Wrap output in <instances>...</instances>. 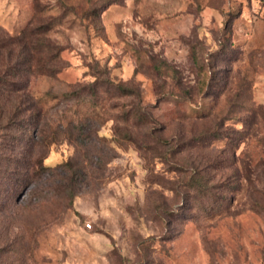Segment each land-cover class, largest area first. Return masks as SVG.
<instances>
[{"label": "rangeland", "instance_id": "374dc122", "mask_svg": "<svg viewBox=\"0 0 264 264\" xmlns=\"http://www.w3.org/2000/svg\"><path fill=\"white\" fill-rule=\"evenodd\" d=\"M0 42V264H264V0H0Z\"/></svg>", "mask_w": 264, "mask_h": 264}, {"label": "trees", "instance_id": "16d2710c", "mask_svg": "<svg viewBox=\"0 0 264 264\" xmlns=\"http://www.w3.org/2000/svg\"><path fill=\"white\" fill-rule=\"evenodd\" d=\"M38 28L41 29L40 32H39L40 29H38ZM38 28L36 30L37 36H39L40 34H44L43 36H45V34H47L49 32V30H51L50 29L51 27H49V25L41 26ZM33 35L35 36L36 34H33ZM37 40H38V42H37V45H38L37 48L38 49L37 50L39 51V48L41 49V45H42V47L45 51L44 55L47 58L46 63H48V64L52 63L53 66L48 67L47 65H45L46 64L45 63L40 68H36V67L34 68L33 67L34 68L33 70L36 69L38 71V73H41V74H47L49 72V74L56 75L61 70V67L57 66V63L59 62L60 52L62 51V49L59 46L48 44V43L44 42L42 39L38 38ZM27 49H28V47H24V50H27ZM49 49H51L53 52L48 51ZM0 50H3V51L5 50V43L4 42L3 43L0 42ZM9 52L14 55L15 54V48L9 49ZM15 71H19V69H14V68L8 66L7 70L4 72V75L7 77L12 76ZM0 72H3V71L0 70ZM9 82L10 81L7 80L5 77L0 76V86H5ZM119 88L121 90H123L126 94H130L132 96H135L138 100L141 98L140 93L135 91V90L127 89L124 86H120ZM15 90L16 89L11 90V91H15ZM68 96H70V95H66V97H68ZM135 108H136L135 109V115L138 117L139 122L140 123L143 122V123L148 124L150 122L149 121L150 117L146 113L145 109L139 104ZM37 125L39 126V123H37ZM57 137H58V134H56V133H55V137H50L49 135H47L45 129L43 127H41V129H39V131L34 135V137L31 140L26 141V142H28L27 149H30L31 151H33L34 147H40V148L46 147V148L50 149L52 147V145L55 143V141L57 140ZM27 163H28V161H27ZM38 166L39 167L37 168V172L45 170V167L43 165H41V161L38 164Z\"/></svg>", "mask_w": 264, "mask_h": 264}, {"label": "built area", "instance_id": "2783aa9c", "mask_svg": "<svg viewBox=\"0 0 264 264\" xmlns=\"http://www.w3.org/2000/svg\"><path fill=\"white\" fill-rule=\"evenodd\" d=\"M88 226V228H91V225H87Z\"/></svg>", "mask_w": 264, "mask_h": 264}]
</instances>
